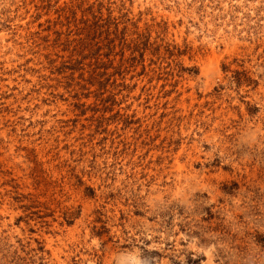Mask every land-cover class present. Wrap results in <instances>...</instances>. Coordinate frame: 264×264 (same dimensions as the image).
<instances>
[{
  "label": "rangeland",
  "instance_id": "1",
  "mask_svg": "<svg viewBox=\"0 0 264 264\" xmlns=\"http://www.w3.org/2000/svg\"><path fill=\"white\" fill-rule=\"evenodd\" d=\"M0 264H264V0H0Z\"/></svg>",
  "mask_w": 264,
  "mask_h": 264
}]
</instances>
